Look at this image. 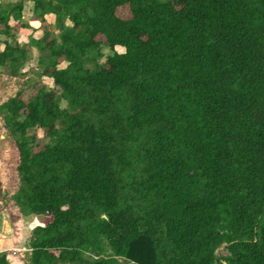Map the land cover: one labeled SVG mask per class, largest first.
<instances>
[{"label":"trees","instance_id":"obj_1","mask_svg":"<svg viewBox=\"0 0 264 264\" xmlns=\"http://www.w3.org/2000/svg\"><path fill=\"white\" fill-rule=\"evenodd\" d=\"M30 2L51 42L0 0V68L53 82L0 102L11 208L52 216L28 264H264V0Z\"/></svg>","mask_w":264,"mask_h":264},{"label":"rangeland","instance_id":"obj_2","mask_svg":"<svg viewBox=\"0 0 264 264\" xmlns=\"http://www.w3.org/2000/svg\"><path fill=\"white\" fill-rule=\"evenodd\" d=\"M15 2L17 0H5ZM31 2L30 0H24V7L22 10L21 18L19 13L16 12L12 16L11 24L16 28L15 40L19 44H26L31 38L41 39L46 42H51L53 37L58 35L54 27V21H47L41 23V21L32 16L31 14ZM124 14H128L127 10H124ZM25 24V26H22ZM67 24H70L67 22ZM4 36L0 35V49L3 48ZM30 49V59L25 63L23 70L25 73L22 76L15 78H9L4 72L3 68H0V102L6 100L9 96L18 90H23L22 99L27 101L32 95H34L38 87L45 85L52 87V79L44 77L39 85L33 86L35 77L33 69L37 67L38 50L36 47L28 46ZM104 55L109 53L106 47L102 48ZM118 51H122L121 48H117ZM65 63L61 62L60 66H64ZM34 80V81H33ZM65 106V103L61 104ZM39 138L42 139L43 133L38 131ZM43 140V139H42ZM11 160L12 150L8 139L6 138V129L0 117V252L6 249V246H12L8 249V260L12 264H28V238L30 234L31 226L46 225L52 218L50 214H31L29 216H23L20 218L18 213L11 208L10 193L14 189L11 182ZM6 220L5 221L4 215ZM3 215V216H2ZM7 215V216H6ZM5 221V222H4ZM8 248V247H7ZM218 263L223 258L229 255L225 246H221L217 250ZM119 264H130L124 259H118Z\"/></svg>","mask_w":264,"mask_h":264},{"label":"crops","instance_id":"obj_3","mask_svg":"<svg viewBox=\"0 0 264 264\" xmlns=\"http://www.w3.org/2000/svg\"><path fill=\"white\" fill-rule=\"evenodd\" d=\"M46 18H47V21H51L52 22V19H53V21H54V15H52V14H48L47 16H46ZM4 215V216H3ZM2 216L4 217V219H5V221H7V222H9L8 220H6V218H5V214H3ZM7 216V215H6ZM20 218H25V217H23V216H19V217H17V219H20ZM4 221V222H5ZM35 226H31V228H30V232H31V230H32V228H34ZM30 235V234H29ZM13 246V245H12ZM12 246H6V249L4 250V252H6L7 253V251H8V249L10 248V247H12ZM8 247V248H7ZM7 257H8V253H7Z\"/></svg>","mask_w":264,"mask_h":264}]
</instances>
